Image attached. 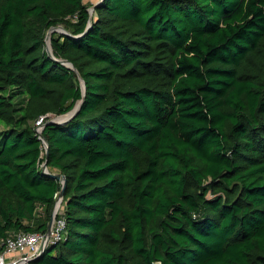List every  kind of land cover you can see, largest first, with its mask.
Here are the masks:
<instances>
[{
	"label": "trees",
	"instance_id": "obj_1",
	"mask_svg": "<svg viewBox=\"0 0 264 264\" xmlns=\"http://www.w3.org/2000/svg\"><path fill=\"white\" fill-rule=\"evenodd\" d=\"M82 98L32 264H264V0H0V252L61 189L34 121Z\"/></svg>",
	"mask_w": 264,
	"mask_h": 264
},
{
	"label": "built area",
	"instance_id": "obj_2",
	"mask_svg": "<svg viewBox=\"0 0 264 264\" xmlns=\"http://www.w3.org/2000/svg\"><path fill=\"white\" fill-rule=\"evenodd\" d=\"M50 114L39 116L34 121L35 131L38 138H41L39 132L42 131L46 120L53 119ZM42 142V139H40ZM43 144V142H42ZM44 153V145H43ZM58 193L55 194V201ZM55 216L49 229L36 232L13 231L10 232L3 240V249L0 252V264H32V260L37 258L46 248L52 244L62 241L66 234V223L62 214L61 202L54 203L52 211Z\"/></svg>",
	"mask_w": 264,
	"mask_h": 264
},
{
	"label": "water",
	"instance_id": "obj_3",
	"mask_svg": "<svg viewBox=\"0 0 264 264\" xmlns=\"http://www.w3.org/2000/svg\"><path fill=\"white\" fill-rule=\"evenodd\" d=\"M93 6L89 8V12H91L93 10ZM91 23V18L89 19V25ZM61 29V27H59ZM53 31H58L57 30V27H51L49 28L48 30V33L46 34V37H45V42L48 40V43H46V51L47 53L51 56L52 55V52L50 50V33L53 32ZM62 31V29H61ZM63 33V32H62ZM62 64H64L65 66L73 69L74 71H76L77 73V76L79 78V81H80V85H81V88H82V94L84 95L85 94V87H84V81L82 80L81 76L79 75V73L77 72V70L71 65V63H69L68 61L66 60H59ZM83 102V98L80 99L76 105L73 107V109L69 112H67L66 114H63V115H60V116H57V117H54L53 119H50L51 122H55V123H64L66 121H68L69 119H71L75 114L76 112L78 111V109L80 108L81 104ZM39 134L41 135V138L42 139V142H43V145H44V154H45V160L43 161V163L41 164V168H42V171L45 173V174H48L49 176L51 177H54L56 178L60 183H61V189L58 193V197H57V200L55 201L56 204H60V202L62 201L63 199V190H64V187H65V183H66V177L64 174L62 173H58V172H49L48 169H47V161H46V158H47V155H48V152H49V149H48V145H47V141L43 138L41 132H39ZM54 216H55V211L53 210L52 213H51V217L47 223V229H49L52 225V221L54 219Z\"/></svg>",
	"mask_w": 264,
	"mask_h": 264
},
{
	"label": "rangeland",
	"instance_id": "obj_4",
	"mask_svg": "<svg viewBox=\"0 0 264 264\" xmlns=\"http://www.w3.org/2000/svg\"><path fill=\"white\" fill-rule=\"evenodd\" d=\"M97 0H84V2H86V3H94V2H96ZM92 12V11H91ZM49 30V29H48ZM48 30L46 31V34L48 33ZM57 32H59V31H61V29L59 28V26L57 27ZM53 32H56V31H53ZM53 32H51L50 33V37H51V34L53 33ZM46 34H45V37H46ZM46 43H48V40L46 41ZM50 45V44H49ZM50 50H51V48H50Z\"/></svg>",
	"mask_w": 264,
	"mask_h": 264
},
{
	"label": "bare ground",
	"instance_id": "obj_5",
	"mask_svg": "<svg viewBox=\"0 0 264 264\" xmlns=\"http://www.w3.org/2000/svg\"><path fill=\"white\" fill-rule=\"evenodd\" d=\"M44 126V125H43Z\"/></svg>",
	"mask_w": 264,
	"mask_h": 264
}]
</instances>
